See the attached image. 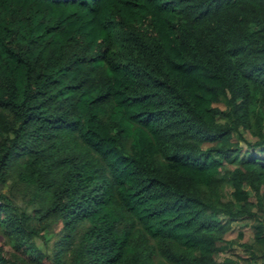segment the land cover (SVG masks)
Returning <instances> with one entry per match:
<instances>
[{"label":"trees","instance_id":"obj_1","mask_svg":"<svg viewBox=\"0 0 264 264\" xmlns=\"http://www.w3.org/2000/svg\"><path fill=\"white\" fill-rule=\"evenodd\" d=\"M0 264H264V0H0Z\"/></svg>","mask_w":264,"mask_h":264}]
</instances>
